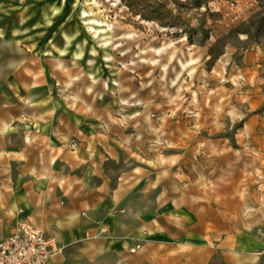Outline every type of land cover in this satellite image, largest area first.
Returning <instances> with one entry per match:
<instances>
[{
  "label": "rangeland",
  "instance_id": "374dc122",
  "mask_svg": "<svg viewBox=\"0 0 264 264\" xmlns=\"http://www.w3.org/2000/svg\"><path fill=\"white\" fill-rule=\"evenodd\" d=\"M63 5L42 17L59 45L30 47L51 55L31 68L54 96L96 104L126 160L158 172L177 212L190 200L224 264H264V0ZM26 48L0 38V89Z\"/></svg>",
  "mask_w": 264,
  "mask_h": 264
},
{
  "label": "crops",
  "instance_id": "0c3cea01",
  "mask_svg": "<svg viewBox=\"0 0 264 264\" xmlns=\"http://www.w3.org/2000/svg\"><path fill=\"white\" fill-rule=\"evenodd\" d=\"M64 2L0 0L1 40L28 53L0 89V238L27 220L57 239L50 264H218V255L224 264L223 242L209 246L206 225L193 226L190 200L177 212L181 200L158 172L126 160L124 137L96 104L54 96L44 71L29 65L51 56L30 47L59 45L42 17L63 14Z\"/></svg>",
  "mask_w": 264,
  "mask_h": 264
},
{
  "label": "built area",
  "instance_id": "2783aa9c",
  "mask_svg": "<svg viewBox=\"0 0 264 264\" xmlns=\"http://www.w3.org/2000/svg\"><path fill=\"white\" fill-rule=\"evenodd\" d=\"M76 148L77 141H71ZM141 246L131 248L135 253ZM61 251L55 237L47 236L42 229L27 220L16 222L11 233L0 238V264H50L52 257Z\"/></svg>",
  "mask_w": 264,
  "mask_h": 264
},
{
  "label": "trees",
  "instance_id": "16d2710c",
  "mask_svg": "<svg viewBox=\"0 0 264 264\" xmlns=\"http://www.w3.org/2000/svg\"><path fill=\"white\" fill-rule=\"evenodd\" d=\"M198 6H200V5H198Z\"/></svg>",
  "mask_w": 264,
  "mask_h": 264
}]
</instances>
